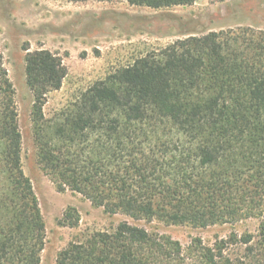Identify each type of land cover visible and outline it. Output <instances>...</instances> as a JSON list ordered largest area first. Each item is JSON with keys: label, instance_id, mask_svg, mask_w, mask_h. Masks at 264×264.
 <instances>
[{"label": "trees", "instance_id": "trees-1", "mask_svg": "<svg viewBox=\"0 0 264 264\" xmlns=\"http://www.w3.org/2000/svg\"><path fill=\"white\" fill-rule=\"evenodd\" d=\"M126 1L160 9L195 0ZM24 75L36 163L58 191L135 221H257L253 232L182 247L122 220L70 241L55 264H264V29L177 39L96 80L50 117L43 107L66 75L62 59L28 50ZM60 221L76 226L79 214L68 206ZM45 235L0 52V264H39Z\"/></svg>", "mask_w": 264, "mask_h": 264}, {"label": "rangeland", "instance_id": "rangeland-1", "mask_svg": "<svg viewBox=\"0 0 264 264\" xmlns=\"http://www.w3.org/2000/svg\"><path fill=\"white\" fill-rule=\"evenodd\" d=\"M244 26L264 29V0H195L191 5L160 9L130 5L126 0H0V52L15 89L22 167L32 182L45 223L39 264H55L58 252L70 241L83 240L92 231L112 230L122 220L151 234L167 235L182 247L195 238L212 245L231 232H253L257 221L207 227L135 221L121 213L109 214L80 194L58 191L35 159L31 95L24 75L26 51L47 49L66 67L61 86L47 94L43 111L50 117L93 82L136 57L189 35ZM68 206L79 214L73 227L60 221Z\"/></svg>", "mask_w": 264, "mask_h": 264}]
</instances>
